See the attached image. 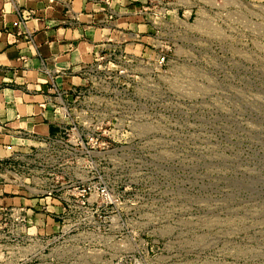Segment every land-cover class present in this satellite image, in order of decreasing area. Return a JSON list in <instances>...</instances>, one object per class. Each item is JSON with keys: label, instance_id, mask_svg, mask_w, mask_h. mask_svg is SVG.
<instances>
[{"label": "rangeland", "instance_id": "1", "mask_svg": "<svg viewBox=\"0 0 264 264\" xmlns=\"http://www.w3.org/2000/svg\"><path fill=\"white\" fill-rule=\"evenodd\" d=\"M127 2L143 27L130 53L163 54L162 73L95 74L80 111L26 143L32 189L107 190L51 245L59 264H264V0ZM36 246L32 263L0 264H41L51 250Z\"/></svg>", "mask_w": 264, "mask_h": 264}, {"label": "crops", "instance_id": "2", "mask_svg": "<svg viewBox=\"0 0 264 264\" xmlns=\"http://www.w3.org/2000/svg\"><path fill=\"white\" fill-rule=\"evenodd\" d=\"M127 1L0 0V159L25 153L32 135L55 133L53 85L80 86L95 50L115 51L118 36L143 32ZM11 186L0 180V209L36 203Z\"/></svg>", "mask_w": 264, "mask_h": 264}, {"label": "built area", "instance_id": "3", "mask_svg": "<svg viewBox=\"0 0 264 264\" xmlns=\"http://www.w3.org/2000/svg\"><path fill=\"white\" fill-rule=\"evenodd\" d=\"M109 19L112 17L108 15ZM24 22H22L23 24ZM123 39L118 42L120 44L118 49V56L116 53H106L104 51L95 50V56L90 64H85L79 69V77L82 81L89 82L96 81V75L99 74L102 82H107L108 74H115L120 78L126 76H133L143 74L137 69L135 65L146 68L152 73H162L166 64V57L163 54H159L152 59L144 60L141 56H132L130 53L133 49L135 42H140V37L136 35H128L123 33ZM132 39L128 41L127 39ZM132 42H134L132 44ZM107 43L109 40L107 39ZM132 45V46H131ZM131 46V47H130ZM118 48V47H117ZM116 50V49H115ZM114 58H118L122 63L113 71L108 68L112 65ZM117 59V60H118ZM132 61V65L136 69L129 70L128 62ZM53 95L47 98L46 103H50L52 106L53 115L62 114L63 117L71 116V111H80L77 106L83 96L82 89L74 87L67 91H59L54 85L51 87ZM73 106V107H71ZM44 108V105L41 106ZM78 115V114H77ZM58 128H61L58 126ZM46 142V141H44ZM42 139L40 147H44L45 143ZM68 144L60 142L62 148H66ZM73 145V144H72ZM80 146L78 142L70 147L73 151L74 147ZM74 153V151H73ZM75 154V153H74ZM26 154L14 153L6 160L0 159V180L3 183H8L15 186L18 190H27L29 192L28 198H41L38 204L31 205L29 207H9L0 209V260L10 262H30L35 259V256L39 254L37 244L42 248L39 250H51V253L47 254L44 261L41 264H59V256L61 253V247H51L54 243L56 246L60 244L63 238V230L70 228L73 220L74 213H79L83 210L85 205L89 202L105 203L107 202V190L104 187L93 189L89 183L85 185L72 186L65 192H57L52 188L45 189V191H39L32 189L33 184L29 180L28 168L26 167ZM18 161L24 163L22 167L15 168L14 164ZM18 173V174H17ZM14 174L20 175V178L13 176ZM34 182V181H33ZM30 198V199H31ZM53 201H55L53 205ZM64 203L68 207L66 216L64 217L62 212L64 211ZM54 206V207H53ZM38 224H36L35 220ZM43 229L45 232L50 229L51 235L45 239L44 237H37L35 234H27L28 229ZM56 229L55 232H52ZM42 236V235H41ZM50 248V249H49ZM26 260V261H25Z\"/></svg>", "mask_w": 264, "mask_h": 264}]
</instances>
